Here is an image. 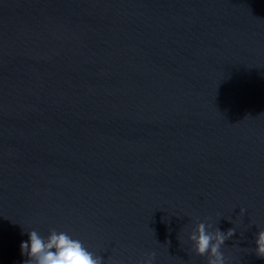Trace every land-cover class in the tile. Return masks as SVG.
Instances as JSON below:
<instances>
[{"label":"water","instance_id":"obj_1","mask_svg":"<svg viewBox=\"0 0 264 264\" xmlns=\"http://www.w3.org/2000/svg\"><path fill=\"white\" fill-rule=\"evenodd\" d=\"M201 221L264 264V0H0V264L52 228L206 264Z\"/></svg>","mask_w":264,"mask_h":264},{"label":"clouds","instance_id":"obj_2","mask_svg":"<svg viewBox=\"0 0 264 264\" xmlns=\"http://www.w3.org/2000/svg\"><path fill=\"white\" fill-rule=\"evenodd\" d=\"M242 213V210H241ZM235 228L221 231L211 222L201 221L189 234L190 251L205 258L206 264H232L222 249L230 239ZM27 240L20 242V254L27 257L23 264H103L102 258L90 251L84 242L66 230L52 228L47 235L35 229L27 231ZM255 254L264 258V229H259L255 236ZM156 253H148L140 264H155Z\"/></svg>","mask_w":264,"mask_h":264}]
</instances>
